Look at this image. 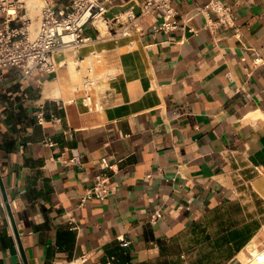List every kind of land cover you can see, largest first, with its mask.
<instances>
[{
    "label": "crops",
    "instance_id": "0c3cea01",
    "mask_svg": "<svg viewBox=\"0 0 264 264\" xmlns=\"http://www.w3.org/2000/svg\"><path fill=\"white\" fill-rule=\"evenodd\" d=\"M222 1L233 26L171 0L174 28L160 10L131 35L86 26L54 72L0 71V264L23 261L13 224L28 264H246L264 247V0ZM103 2L113 18L135 0ZM103 157L111 189L81 203Z\"/></svg>",
    "mask_w": 264,
    "mask_h": 264
},
{
    "label": "built area",
    "instance_id": "2783aa9c",
    "mask_svg": "<svg viewBox=\"0 0 264 264\" xmlns=\"http://www.w3.org/2000/svg\"><path fill=\"white\" fill-rule=\"evenodd\" d=\"M42 6L35 16L28 14L29 6L26 0H0V71L8 67L21 69L26 74H32L37 68L43 72H54L58 64L54 54L63 49H75L85 42L93 40L84 34V28L91 26L100 34V27L112 36L131 35L141 30L137 19L154 14L160 10L165 19L162 27L174 28L175 21H170L175 15L171 0H135L124 11L113 18L105 15L107 7L103 0H70L62 8L53 6V0H42ZM216 16L215 21L224 26H233L232 6L222 0H209L206 5ZM136 7L138 10H136ZM98 35L95 36L97 38ZM91 76H84L82 84L90 86ZM88 90V89H86ZM89 99V94L86 93ZM54 117V116H53ZM37 120L44 123L41 107ZM46 145H52L50 140ZM71 162H77V157H71ZM94 183L84 188L80 202L93 197L104 198L110 191L111 164L103 157L99 160ZM151 174H148L150 176ZM158 212H154L151 220H155ZM73 224L72 228H76ZM123 239L120 236V240ZM264 264V247L257 255L250 254L246 263ZM21 264H24L21 260ZM108 264V262L104 263Z\"/></svg>",
    "mask_w": 264,
    "mask_h": 264
},
{
    "label": "bare ground",
    "instance_id": "6f19581e",
    "mask_svg": "<svg viewBox=\"0 0 264 264\" xmlns=\"http://www.w3.org/2000/svg\"><path fill=\"white\" fill-rule=\"evenodd\" d=\"M35 10H39V9H35ZM102 31H104L103 30V28L101 29ZM102 33H104V32H102ZM83 45V44H82ZM91 53V52H90ZM73 54H74V50L73 49H70V48H68V49H64V51H61V52H59V53H57V55L61 58V57H63V58H67V59H69V60H71L72 59V56H73ZM75 61V60H74ZM70 63H73L72 61L70 62ZM77 63V62H76ZM72 65V64H71ZM74 65H76L75 64V62H74ZM72 68H73V66H71ZM74 67H76V66H74ZM75 71V69L73 68V72ZM78 73V72H77ZM73 74V73H72ZM257 248H252L251 249V251H252V253L254 254V255H257L258 254V252H259V250H256ZM243 252H246V251H243ZM246 254V253H245ZM247 255V254H246ZM248 256V255H247ZM246 264H253V263H246Z\"/></svg>",
    "mask_w": 264,
    "mask_h": 264
},
{
    "label": "water",
    "instance_id": "95a60500",
    "mask_svg": "<svg viewBox=\"0 0 264 264\" xmlns=\"http://www.w3.org/2000/svg\"><path fill=\"white\" fill-rule=\"evenodd\" d=\"M0 184H1V189H2V191H3V193H4V197H5V199H6V194H5V192H4V188H3V185H2L1 179H0ZM8 210H9L8 212H9V215H10L11 222L14 223V222H13L12 215H11V211H10L9 207H8ZM13 226H14V233H15V235H16V237H17V240H18V243H19V247H20V250H21V253H22V258H23L24 264H28V263H27V260H26V257H25V255H24V252H23V250H22L20 240H19V238H18V232H17L16 227H15L14 224H13Z\"/></svg>",
    "mask_w": 264,
    "mask_h": 264
},
{
    "label": "rangeland",
    "instance_id": "374dc122",
    "mask_svg": "<svg viewBox=\"0 0 264 264\" xmlns=\"http://www.w3.org/2000/svg\"><path fill=\"white\" fill-rule=\"evenodd\" d=\"M28 6L30 7V15L35 16L39 12V10H35L36 8L33 5H37L38 7L42 6V0H26ZM64 50V49H63ZM74 50V49H73ZM257 250V249H256Z\"/></svg>",
    "mask_w": 264,
    "mask_h": 264
}]
</instances>
